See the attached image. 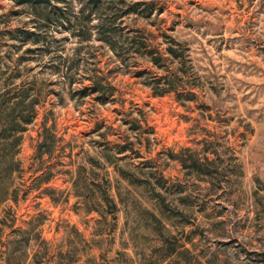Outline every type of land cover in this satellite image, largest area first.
Returning <instances> with one entry per match:
<instances>
[{"label": "rangeland", "instance_id": "374dc122", "mask_svg": "<svg viewBox=\"0 0 264 264\" xmlns=\"http://www.w3.org/2000/svg\"><path fill=\"white\" fill-rule=\"evenodd\" d=\"M57 3L68 26L88 8L104 16L115 49L95 26L80 38L39 20L32 4L0 0V90L22 80L38 99L11 149L17 198L0 195V264H264V0ZM171 38L193 99L154 94L144 81L167 71L147 50L165 57ZM95 74L104 93L84 87ZM44 115L61 139L37 157ZM179 150L215 157L203 164L209 173L171 156Z\"/></svg>", "mask_w": 264, "mask_h": 264}, {"label": "trees", "instance_id": "16d2710c", "mask_svg": "<svg viewBox=\"0 0 264 264\" xmlns=\"http://www.w3.org/2000/svg\"><path fill=\"white\" fill-rule=\"evenodd\" d=\"M16 1L18 3L32 4L34 7V13L39 17L38 19L45 22L47 25H49L51 22L55 23L54 25L57 27L58 25L63 27H72V29L75 30V33L80 35V38H87L91 34V27L95 26L99 33L98 38L106 41L111 48L115 49V41L113 40L115 36L112 34V29L102 28V26L105 24L104 16L99 14L96 10H93V8H88L86 12L82 11L81 15H75L73 24L71 22V26H68L66 21H70L71 18L69 15H65L63 13L62 6L57 3L58 1L62 0ZM38 5L43 6L39 8ZM124 13L125 12L117 11L113 14L112 19H118V21H120ZM94 15H96V21L92 22ZM38 23L39 22H36L35 25L38 26ZM30 33H32V36L27 39H30L33 43H38V41L41 39L40 34H38L39 32L35 29H32L30 30ZM105 33H107V35ZM143 45L147 46V43H144ZM46 47H48V45H46ZM26 49L29 50L31 48L27 47ZM147 51L149 52V59L154 65L167 67V71L164 74L153 75L151 78L144 80L145 83L150 86L154 94H164L169 91H175V96L178 99L183 100L195 98V89L192 88V84H188L187 78H184V70L182 66L185 62L184 54L182 49L179 47L178 42H176L174 38H171L165 46V52L167 53L165 57H163L160 52L156 51L154 47L149 48ZM163 58L169 59L170 61H176L175 66L168 70V64L161 62ZM89 78L91 79V83L89 85H84V87L89 88L92 91L101 90V93H104V90H102L104 84L100 80L101 75L95 74ZM22 84V80L20 82H16L15 80H5L2 90H0V139H2V146L0 147V155H2V158L0 159V173L6 175L5 178H0V195L3 197L8 192L7 194H9V196L13 199L17 198L18 188L16 186H10L8 175H10L13 169L19 168L20 161L19 159L14 158L11 149L15 148L19 144L21 139L20 131L24 129L25 123L32 119L33 112L35 111V105L38 101L37 96L28 97V89ZM47 119V115H44L42 120V130L39 133L40 140L36 144L37 157H41L43 153L50 155L56 147L59 139H61V136L57 135L53 128L54 124H47ZM133 120H138V118L134 117ZM117 147L118 153L123 152L125 150L126 144H118ZM185 149L190 150L189 147H185ZM108 155L109 154H105V157H108ZM171 156L177 158L184 166L193 168L196 172L203 174L209 173L207 168L203 166L204 162H213V160H215V157H208L206 154L201 157L194 151H190L188 156L182 154L181 150L173 151L171 152ZM117 169H119V173L123 177L130 180V176L126 174L124 169ZM51 173L52 170H50L48 167L47 169L43 170L41 174H39L38 178L46 180L50 177ZM51 190H53L51 187L43 188V191L49 194ZM155 193L159 196V202L162 203L164 201L163 194L159 190H156ZM102 198L106 205V210L113 212L116 204L112 197H110L105 190L102 191ZM160 205L161 204H159V209H162ZM152 215L155 217L157 223L162 225L161 218L156 216V214L153 212ZM157 233L159 235L158 237L160 241L162 242V245H159L161 248L167 238L164 236L161 228H157ZM170 252L171 250H167L163 256L168 255Z\"/></svg>", "mask_w": 264, "mask_h": 264}]
</instances>
